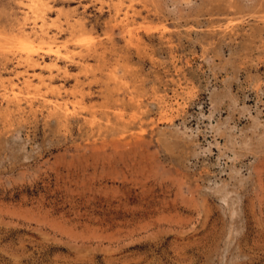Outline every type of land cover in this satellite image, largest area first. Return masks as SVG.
<instances>
[{"label": "rangeland", "instance_id": "374dc122", "mask_svg": "<svg viewBox=\"0 0 264 264\" xmlns=\"http://www.w3.org/2000/svg\"><path fill=\"white\" fill-rule=\"evenodd\" d=\"M33 1L0 0V264H264V0Z\"/></svg>", "mask_w": 264, "mask_h": 264}, {"label": "bare ground", "instance_id": "6f19581e", "mask_svg": "<svg viewBox=\"0 0 264 264\" xmlns=\"http://www.w3.org/2000/svg\"><path fill=\"white\" fill-rule=\"evenodd\" d=\"M34 3H35V1L32 2V4H34ZM27 12L28 11L25 12L24 19L27 18ZM84 24H85V22H84ZM31 27H32V29L30 31H27L25 29L24 25H21L19 27V36H20V40H21V45H20V48L18 49V56L20 59L23 58V60L26 62H32L36 56V50L34 49L33 46L37 42L47 43L46 49L49 52H52L55 55L61 54L60 45H55V44L53 45L52 43H50L52 41L49 39V36H47V31H46V28L44 26L43 20H41L40 24H37L36 22H34ZM30 80L31 79H29L28 76H26V77H24V79H22V82H23L25 87H28L29 85H31ZM21 93H22V90L20 88L11 87L10 89H8V91L5 92V96H6L7 100L13 101V100L18 99V97L20 96ZM62 103L63 102H61V103L54 102L53 106H54V108L58 107L65 114H67L69 111V108L66 105V103H63V104Z\"/></svg>", "mask_w": 264, "mask_h": 264}]
</instances>
